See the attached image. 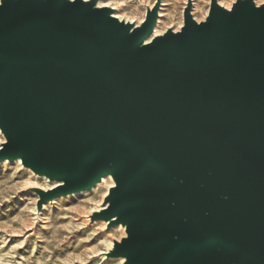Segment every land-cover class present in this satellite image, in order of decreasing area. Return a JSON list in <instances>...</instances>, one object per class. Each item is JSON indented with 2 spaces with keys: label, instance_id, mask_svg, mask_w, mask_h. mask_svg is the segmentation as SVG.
Masks as SVG:
<instances>
[{
  "label": "water",
  "instance_id": "obj_1",
  "mask_svg": "<svg viewBox=\"0 0 264 264\" xmlns=\"http://www.w3.org/2000/svg\"><path fill=\"white\" fill-rule=\"evenodd\" d=\"M97 2L0 0V162L58 183L37 210L110 176L107 258L264 264V4L187 0L153 36L161 0L139 25Z\"/></svg>",
  "mask_w": 264,
  "mask_h": 264
},
{
  "label": "rangeland",
  "instance_id": "obj_2",
  "mask_svg": "<svg viewBox=\"0 0 264 264\" xmlns=\"http://www.w3.org/2000/svg\"><path fill=\"white\" fill-rule=\"evenodd\" d=\"M237 0H217L230 9ZM256 6L264 0H253ZM156 0H103L119 18L139 23ZM187 0H161L157 34L167 29L178 31ZM209 0H192L195 21L205 20ZM5 142L0 132V147ZM0 162V264H120L107 258V248L126 237L121 227L103 228L102 221H92V210L107 193L108 183L96 191L43 204L37 210L40 187L56 185L35 177L20 163ZM90 192V193H89Z\"/></svg>",
  "mask_w": 264,
  "mask_h": 264
},
{
  "label": "bare ground",
  "instance_id": "obj_3",
  "mask_svg": "<svg viewBox=\"0 0 264 264\" xmlns=\"http://www.w3.org/2000/svg\"><path fill=\"white\" fill-rule=\"evenodd\" d=\"M84 1H88V0H84ZM102 3H103V0H98L96 6H97V7L108 6V5H103ZM152 6H153V5H152ZM152 6L148 7L147 9H151ZM158 14H159V16H160V13H159V12H158ZM114 16L117 17L119 20H123V19L119 18L118 16H116L115 13H114ZM206 16H207V14H206ZM144 17H145V14H144ZM143 20H144V18H143ZM143 20H142V21H143ZM142 21H141V22H142ZM158 21H159V20H158ZM158 21H157V24H158ZM125 22H127V21H125ZM141 22H139V23H136V22H130V23H135V25H139ZM156 27H157V25H156ZM156 27H155V29H154L153 36H155V35H160V34H157V33H156ZM180 27H181V26H180ZM180 27H179V28H180ZM173 31H174V30H173ZM149 40H150V39H149ZM149 40H147V41H149ZM2 163H5V162H2ZM16 163L19 164L20 161L18 160V161H16ZM20 164H21V163H20ZM31 174H32L33 176H35V177H38V176L34 175L32 172H31ZM38 178L44 179V180H46L47 182H49V181H48L46 178H44V177H38ZM51 183H52V182H51ZM107 183H108L107 193H105L104 197L102 198V201L98 204V206L95 208V210H92V211L90 212V214H92V212H93V213H95V212H100V211H102L103 209H105V208L107 207V204H105L104 199H105V197L108 195V191H109L112 187H114V182H113V180L111 179L110 176L103 177V178L101 179V181H100L98 184H96V185L93 187V189L90 191V192L96 191L97 188L102 187V186H105ZM53 184H55L56 186L58 185V183H54V182H53ZM39 189H41V190H43V191L50 190V189H43V188H41V187H40ZM90 192H89V193H90ZM83 193H85V192L74 193V194H72V195H68V196L64 197L63 199H65V198H70L71 196H72V197H76V196H78L79 194H83ZM58 199H62V198H57V199H55V200H58ZM55 200H53V201H55ZM46 204H47V203H46ZM101 223H102L101 226H102L103 228H106L107 223H105V222H101ZM118 227L120 228L121 226H118ZM118 227H117V228H118ZM121 229H122V231H125V228H124V227H121ZM112 249H113V243H111V244L108 246V248H107V252H110ZM124 262H125L124 259H120V264H124Z\"/></svg>",
  "mask_w": 264,
  "mask_h": 264
}]
</instances>
